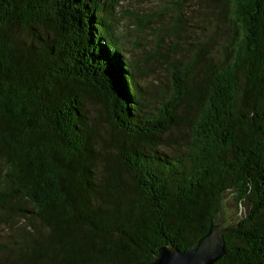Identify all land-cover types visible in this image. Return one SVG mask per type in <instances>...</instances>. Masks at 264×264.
Masks as SVG:
<instances>
[{"label":"trees","instance_id":"16d2710c","mask_svg":"<svg viewBox=\"0 0 264 264\" xmlns=\"http://www.w3.org/2000/svg\"><path fill=\"white\" fill-rule=\"evenodd\" d=\"M121 1L0 0V224L21 230L0 264H150L206 234L231 188L245 214L212 264H264V0H207L215 28L185 71L164 54L174 89L152 108L97 32Z\"/></svg>","mask_w":264,"mask_h":264},{"label":"rangeland","instance_id":"374dc122","mask_svg":"<svg viewBox=\"0 0 264 264\" xmlns=\"http://www.w3.org/2000/svg\"><path fill=\"white\" fill-rule=\"evenodd\" d=\"M178 4L183 6L181 17L176 14ZM211 5L214 8L209 9ZM216 8V4L207 0H122L112 8L115 28L107 31L100 23L96 28L108 42L117 34L125 55L134 63L138 83L147 92L148 106L152 108L162 101L161 95L169 96L174 89L171 68L161 58L167 54V59L176 63L177 70L185 71L193 57V44L208 33L202 27L215 28L212 23ZM136 19L148 22V26L138 27ZM222 36L215 35L217 40ZM87 106L92 113L103 112L102 129L108 130L104 106L93 102H88ZM179 142V139L173 142L174 148L179 147ZM221 200V226L231 224L240 215L243 217L245 208L236 205L230 191L223 192ZM20 236V229L0 224V243Z\"/></svg>","mask_w":264,"mask_h":264},{"label":"water","instance_id":"95a60500","mask_svg":"<svg viewBox=\"0 0 264 264\" xmlns=\"http://www.w3.org/2000/svg\"><path fill=\"white\" fill-rule=\"evenodd\" d=\"M250 187L248 193L250 192ZM229 190H235V189L231 188ZM229 190H221V191H229ZM245 197L246 195L244 196V198ZM239 208L241 209L240 204H239ZM241 219L243 218H241L240 215L239 221ZM238 222L233 226L237 225ZM221 225L222 224H221V215H220V201H219V193H218L216 211L213 217L210 219V225L206 234H204L198 240H196L192 244V246L187 250H179L176 248H172L170 245L160 246L158 248L156 256L150 262V264H212L216 262L224 255V242L221 233L223 231H229L233 227L231 226L230 228L227 229Z\"/></svg>","mask_w":264,"mask_h":264}]
</instances>
